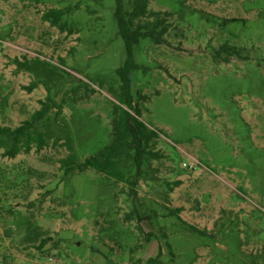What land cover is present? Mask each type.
Here are the masks:
<instances>
[{
    "label": "rangeland",
    "instance_id": "374dc122",
    "mask_svg": "<svg viewBox=\"0 0 264 264\" xmlns=\"http://www.w3.org/2000/svg\"><path fill=\"white\" fill-rule=\"evenodd\" d=\"M54 7L72 9L63 21L73 34L41 20ZM148 9L173 17L166 42L133 47L131 93L159 132V155L124 168L133 200L129 184L77 168L111 140L119 101L109 90L126 58L115 1L0 0V124L19 126L48 91L62 107L37 122L41 150L9 158L0 148V264H264V0H151ZM15 57L60 69L18 70ZM131 211L142 220H125Z\"/></svg>",
    "mask_w": 264,
    "mask_h": 264
},
{
    "label": "trees",
    "instance_id": "16d2710c",
    "mask_svg": "<svg viewBox=\"0 0 264 264\" xmlns=\"http://www.w3.org/2000/svg\"><path fill=\"white\" fill-rule=\"evenodd\" d=\"M114 1V14L117 19L118 33L124 41L126 58L124 64L116 70L121 80L120 86L116 89L111 88L109 90L119 101V103H113L112 107L111 140L108 144L96 151L95 154L79 163L77 168L79 171L91 169L96 173L111 178L114 182H125L129 184L131 186L130 191L132 192L131 197L134 200L133 188L135 181L127 179L124 168L130 163L137 170L142 163L144 154H151L156 157L159 155L157 152L151 150V145L154 143V140L159 138V132L150 128L139 119L141 110L139 104L135 102L134 95L131 93L129 74L130 71L138 67L133 59V47L139 42L140 38L144 37H150L156 43L166 42L165 35L172 27L171 19L173 15L168 11L149 10L148 6L151 0H129L132 3L130 10L126 9L123 0ZM71 11L72 9L70 7L65 9L50 8L41 14V20L48 22L51 27L57 28L61 33L73 34L74 29L66 21H63V17L70 14ZM222 47L230 55H239V51L235 48L226 45ZM30 61L26 58H13V63L17 69L22 71H37L38 69H43L47 72H55L60 69L58 66L41 60L39 57L32 59L33 64ZM64 74L71 76L65 70ZM82 85L86 89L90 88L88 83H82ZM90 92L94 93V89L91 88ZM139 98L146 100L147 96L141 95ZM53 107L58 108L57 114L61 113V105L54 100L51 92L48 91L45 99L40 101V108L19 126L9 127L0 124V148L3 149L2 155L4 157L14 158L21 152L29 153L34 145L37 151L41 150L46 141L43 135L37 130V122L42 120ZM129 110H132L135 115ZM73 165V155L67 156L62 161V166L67 172L74 169ZM181 211V208H176L171 210V213L178 216ZM133 217H136L137 222L142 220L140 213H134V211L124 215L125 220H132ZM135 228L139 234L143 233V229L138 224H135ZM191 228L197 230L193 225ZM146 235L149 236L151 233H147ZM141 243L138 236V241L131 249V252L133 253L139 250L142 247ZM136 260V263L132 261L131 264L160 263V260L156 258H148L144 262H140V259Z\"/></svg>",
    "mask_w": 264,
    "mask_h": 264
},
{
    "label": "crops",
    "instance_id": "0c3cea01",
    "mask_svg": "<svg viewBox=\"0 0 264 264\" xmlns=\"http://www.w3.org/2000/svg\"><path fill=\"white\" fill-rule=\"evenodd\" d=\"M149 258H153V257H149ZM148 259V258H147Z\"/></svg>",
    "mask_w": 264,
    "mask_h": 264
}]
</instances>
